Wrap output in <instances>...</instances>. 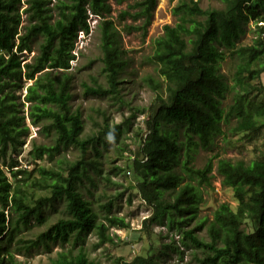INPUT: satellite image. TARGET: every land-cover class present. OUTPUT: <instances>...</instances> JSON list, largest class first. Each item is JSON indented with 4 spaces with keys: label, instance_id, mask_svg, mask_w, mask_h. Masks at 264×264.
<instances>
[{
    "label": "trees",
    "instance_id": "obj_1",
    "mask_svg": "<svg viewBox=\"0 0 264 264\" xmlns=\"http://www.w3.org/2000/svg\"><path fill=\"white\" fill-rule=\"evenodd\" d=\"M118 1H133L129 8L134 12L121 15L139 22L137 28L146 34L159 0ZM220 1L223 8L205 9L198 0H180L173 10L177 22L164 26L154 40L152 61L158 79L151 76L146 82L157 96L130 167L138 178V192L152 209L143 222L145 228L155 223L176 228L184 245L202 253L195 264H264V153L249 163L225 158L215 162L211 157L202 168L193 164L196 150H214L224 125L234 121V132L246 135L264 129V105L247 112L248 99L258 89L254 82L264 74V0ZM111 12L107 0H0V264H21L15 256L20 245L27 251L55 244L81 246L93 233L101 245L114 242L112 228H130L125 217L113 213V202L103 206L101 218L81 191L94 180V170L101 174L102 153L98 138H83L82 114L71 103L74 51L80 32L90 33V14L100 22L106 86L93 78L91 84H84L85 92L122 102L121 75L127 62L120 32L107 20ZM250 23L256 26L253 43L240 45ZM39 40L35 56L26 61ZM229 57L239 62L234 76L237 95L226 110L229 85L222 63ZM28 120L37 127L47 122V129L57 137L54 146L32 145L36 160L52 159L70 147L78 148L82 158L59 170L19 168L12 155L30 135ZM91 149L96 160H87ZM115 170V175L122 172ZM214 172L224 187L232 189L238 205L222 203L212 220L203 219L191 227L202 188L211 187ZM30 188L46 195H30ZM168 191L175 192L173 200L164 198ZM57 203L65 204L66 215L36 240H22L23 231L33 221L44 223L47 207L55 208ZM205 228L207 241L197 234ZM49 264L101 263L81 247L77 253H58ZM126 264L154 263L137 256Z\"/></svg>",
    "mask_w": 264,
    "mask_h": 264
},
{
    "label": "rangeland",
    "instance_id": "obj_2",
    "mask_svg": "<svg viewBox=\"0 0 264 264\" xmlns=\"http://www.w3.org/2000/svg\"><path fill=\"white\" fill-rule=\"evenodd\" d=\"M57 1L52 0L53 3ZM107 1L112 7L107 20H112L120 32V45L127 62L126 69L121 75L122 102H116L108 96L85 92L84 84H91L93 78L97 79L99 84L106 86L100 22L96 16L90 14V33L80 32L74 51L76 59L72 61L71 68V74L74 76L71 103L73 109L79 110L82 114L85 125L83 138H98V149L102 153L101 158L98 159L101 162V174L94 170V180L87 182L81 191L86 199L92 201L94 209L99 212L101 218L105 213L103 206L113 202V213L125 217L130 228H112L110 234L114 239L113 243L100 245L99 237L93 233L88 235L81 246L73 243L55 244L50 249L41 246L27 251L20 245L16 249L15 256L21 264H49L58 253H77L83 247L91 259L101 264H126L132 262L137 256L150 258L154 264H195L196 258L202 253L191 246L184 245L176 228H169L167 224L159 223L148 228L143 226V222L152 215V209L141 198L137 189L138 178L130 167L135 153L142 144L141 138L146 130L145 121L148 118V111L157 96V93L146 82L151 76L158 79L157 67L152 61L154 40L162 35L164 26L174 25L177 22L178 18L173 10L180 0H159L152 24L146 34L137 28L139 22H135L130 17L123 18L121 15L124 11L134 12L129 8L133 1ZM198 1L205 9L224 7V3L220 0ZM23 17L25 19L26 15ZM255 29L256 26L250 23L239 44L251 45L255 38ZM40 42L39 40L34 43L35 51L26 54V61H31L35 56ZM238 62L236 57H229L222 63V72L229 85V91L224 100L226 110L233 104L237 95L234 76ZM254 85L258 89L253 91L248 99L247 112L249 114L253 113L256 107L264 105V74L260 80L254 82ZM25 110L27 113L28 105ZM129 119L131 125L127 127ZM28 124L31 126V131L30 135L25 137L24 147L12 155L18 161L19 168L32 171L37 166H41L59 170L60 166L82 158V152L78 148L70 147L62 148L52 159L45 157L40 161L36 160L31 154L32 145L54 146L57 137L56 133L47 129V122L40 127L32 125L30 120ZM118 126L119 129H117ZM233 126H235L234 121L224 125V135L217 139L212 152L196 150L193 161L196 168H202L211 157H215V162L225 158L232 161L244 160L249 163L264 153V129L258 134L246 135L234 132ZM96 159L95 152L91 149L87 160ZM115 168H121L122 172L115 175ZM129 171H131L130 174ZM29 192L35 197L46 195V192L31 188ZM201 195L198 215L191 223V227L203 219L212 220L215 210L222 203H229L234 208L238 205L232 189L222 185L221 177L216 172H214L211 187H203ZM174 196L175 192L171 191L164 194L166 200H173ZM45 214L46 221L40 224L33 221L31 226L21 234L22 240H36L50 224L64 217L66 215L65 204L57 203L55 208L47 207ZM197 234L200 238L209 240L206 228L198 231Z\"/></svg>",
    "mask_w": 264,
    "mask_h": 264
},
{
    "label": "built area",
    "instance_id": "obj_3",
    "mask_svg": "<svg viewBox=\"0 0 264 264\" xmlns=\"http://www.w3.org/2000/svg\"><path fill=\"white\" fill-rule=\"evenodd\" d=\"M129 174H130V172H129Z\"/></svg>",
    "mask_w": 264,
    "mask_h": 264
},
{
    "label": "bare ground",
    "instance_id": "obj_4",
    "mask_svg": "<svg viewBox=\"0 0 264 264\" xmlns=\"http://www.w3.org/2000/svg\"><path fill=\"white\" fill-rule=\"evenodd\" d=\"M142 198V197H141Z\"/></svg>",
    "mask_w": 264,
    "mask_h": 264
}]
</instances>
